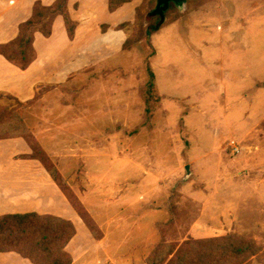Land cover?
<instances>
[{
    "label": "rangeland",
    "instance_id": "rangeland-1",
    "mask_svg": "<svg viewBox=\"0 0 264 264\" xmlns=\"http://www.w3.org/2000/svg\"><path fill=\"white\" fill-rule=\"evenodd\" d=\"M182 1L166 16L182 22L146 36L160 18L142 0L119 64L30 102L0 95L76 213L71 264H171L229 234L264 259V0Z\"/></svg>",
    "mask_w": 264,
    "mask_h": 264
},
{
    "label": "crops",
    "instance_id": "crops-1",
    "mask_svg": "<svg viewBox=\"0 0 264 264\" xmlns=\"http://www.w3.org/2000/svg\"><path fill=\"white\" fill-rule=\"evenodd\" d=\"M37 1L44 6L55 2L0 0V44L17 37L19 25L31 17ZM223 1L218 2L220 6ZM141 4L142 0H130L111 11L109 0H67L68 15L76 23L73 38L68 36L65 18L57 15L50 36L35 32L36 56L26 69L0 54V95L11 96L21 103L30 102L42 85H64L77 80L79 74L89 68L102 69L119 64L116 60L127 52L123 45ZM210 8L213 9L212 4ZM195 14L196 11H192L188 18ZM183 15L168 26L182 22ZM124 23L129 26L120 28ZM29 154V145L22 136L0 137V215L35 212L73 222L75 211L50 174L36 158L27 156ZM0 264L33 263L15 252H3Z\"/></svg>",
    "mask_w": 264,
    "mask_h": 264
},
{
    "label": "trees",
    "instance_id": "trees-1",
    "mask_svg": "<svg viewBox=\"0 0 264 264\" xmlns=\"http://www.w3.org/2000/svg\"><path fill=\"white\" fill-rule=\"evenodd\" d=\"M129 1L109 0V9L115 10L121 4ZM197 1L200 2V0ZM177 3H180V6H189L187 1L183 2L182 0H155V5L148 9L146 17L158 16L160 21L156 25L152 23L147 25L146 36L152 35L180 17L181 13L178 12L173 19L166 20L168 12L173 8L172 4L176 5ZM138 10L137 8L134 24L137 22V16L139 17ZM57 15H62L65 18L68 36L73 38L76 23L68 15L67 0H55L51 6H44L37 1L34 3L31 17L19 25L17 37L9 43L0 44V54L19 68L26 69L36 56L33 48L35 32H41L45 37L50 36L53 20ZM41 21H46V24L42 25L41 29L34 28L41 24ZM128 26V23H124L119 27L126 28ZM32 27L34 29L30 30ZM26 31H29V34L25 36ZM126 42L127 40L124 43V48ZM147 67L149 76L153 80L154 73L149 64ZM18 124L15 121L0 120V137H23L18 132L21 127H18ZM11 131H17V133H10ZM39 162H42L43 168L46 167L44 160ZM46 171L52 179L55 177V170L51 165ZM36 234L39 236L36 237ZM75 234L72 222L57 216L40 215L35 212L0 215V253L15 252L33 264H71V257L64 251V248ZM185 244L190 247L193 244L197 247L193 250H185L181 256L172 259L171 264H244L252 257L264 262L262 250L253 240L237 237L234 234L205 240H189Z\"/></svg>",
    "mask_w": 264,
    "mask_h": 264
},
{
    "label": "water",
    "instance_id": "water-1",
    "mask_svg": "<svg viewBox=\"0 0 264 264\" xmlns=\"http://www.w3.org/2000/svg\"><path fill=\"white\" fill-rule=\"evenodd\" d=\"M170 1H176V0H170ZM186 170L189 171V166H186Z\"/></svg>",
    "mask_w": 264,
    "mask_h": 264
},
{
    "label": "built area",
    "instance_id": "built-area-1",
    "mask_svg": "<svg viewBox=\"0 0 264 264\" xmlns=\"http://www.w3.org/2000/svg\"><path fill=\"white\" fill-rule=\"evenodd\" d=\"M236 151H237V149H236Z\"/></svg>",
    "mask_w": 264,
    "mask_h": 264
}]
</instances>
